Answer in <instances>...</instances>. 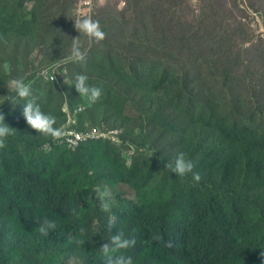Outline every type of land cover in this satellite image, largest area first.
I'll return each instance as SVG.
<instances>
[{
    "label": "trees",
    "instance_id": "1",
    "mask_svg": "<svg viewBox=\"0 0 264 264\" xmlns=\"http://www.w3.org/2000/svg\"><path fill=\"white\" fill-rule=\"evenodd\" d=\"M65 1L0 0V114L16 130L0 149V264H67L69 257L103 264L100 247L117 231L136 238L135 246L122 253L133 264H264V121L251 111L242 117L246 98L234 88L235 67L221 74L227 95L237 97L219 101L192 83L168 54L159 55L158 62L135 63L134 49L142 42L122 43L125 21L118 20L116 29L98 13L93 19L106 38L88 51L86 64L67 61L68 83L44 80L29 71L30 54L43 46L48 64L69 59L74 22ZM17 54L22 57L15 67L19 76L6 68ZM77 73L102 89L95 104L69 86ZM243 76L249 79V71ZM9 78L31 86L41 110L55 117L56 128L66 121L65 97L70 108L84 107L82 129L126 127L120 135L124 143L126 135L135 145L158 140L146 132L152 125L161 140L175 143L194 162L193 172L180 177L165 168L170 160L142 150L129 162L122 146L105 139L75 151L44 149L52 137L27 125L24 101H6L13 94L6 86ZM121 183L138 199L117 190L110 210L102 211L97 188ZM44 217L56 223L47 237L35 222ZM69 234L75 239L69 241Z\"/></svg>",
    "mask_w": 264,
    "mask_h": 264
},
{
    "label": "rangeland",
    "instance_id": "2",
    "mask_svg": "<svg viewBox=\"0 0 264 264\" xmlns=\"http://www.w3.org/2000/svg\"><path fill=\"white\" fill-rule=\"evenodd\" d=\"M65 2L73 8L72 20L79 19L88 13L89 9L92 17L99 13L104 16L110 27L116 29L119 26H115V23L120 19L124 20L126 24L122 26L121 42L127 44L130 39L142 42L134 49L135 63L158 62L159 55L168 54L172 64L175 62L184 67L192 83L198 84L202 92L212 94L219 101L237 97V95H227L229 89L224 87L221 74L225 68L234 66L237 75L234 88L246 98V115L242 117H247L251 111L256 113L255 118L264 121V0H67ZM85 2L90 3L85 5ZM78 36L79 33L73 28L72 39ZM81 41L84 47H87L83 35ZM95 46L98 48L97 44H94L91 49ZM8 53L9 50L4 51L3 57ZM30 56L34 59V63L30 61L29 71L37 72L39 78L46 80L44 72H52L55 68L57 80L54 82L59 85L62 82H69L66 63L70 59L48 64L50 56L48 49L43 46L41 49L32 50ZM21 61L22 57L17 54L14 62H9L6 68L19 76L20 72L16 71L15 67L19 66ZM247 70L250 78L245 80L243 75ZM213 72L216 76H213ZM10 80L12 79L9 78ZM2 81L1 78L0 82ZM64 106L72 109L68 103ZM256 106L260 108L258 112ZM111 130H120V135H123L126 134L127 128L116 127ZM157 131L148 124L146 132L158 140L151 139V142L145 146L142 143L133 144L129 135H126L128 139L126 143L121 137L119 143H112L122 146L129 162L130 157L132 158L138 150L148 152L151 158H156L155 154L159 153L164 159L172 161L178 152V146L161 140ZM99 140L103 139L95 141ZM162 174L163 171L159 168V175ZM106 188L111 191L113 197L117 190H121L126 196L138 199L130 186L124 183Z\"/></svg>",
    "mask_w": 264,
    "mask_h": 264
},
{
    "label": "clouds",
    "instance_id": "3",
    "mask_svg": "<svg viewBox=\"0 0 264 264\" xmlns=\"http://www.w3.org/2000/svg\"><path fill=\"white\" fill-rule=\"evenodd\" d=\"M73 21L74 28L79 33V36L71 39L72 43L69 59L73 63L84 65L87 61L88 51L91 50L94 44H100L103 40H105L106 33L102 30L99 21L93 19L90 9L88 13ZM81 35L86 38L87 47H84V44L81 41ZM0 39H2V37H0ZM88 79L87 75L77 73L74 77V82L69 86H74L80 97H86L90 104H95L102 96V89L96 86H90ZM6 86L9 93H13L12 95L6 96V101L11 102L13 105L19 104V101H24L22 105V116L27 125L40 134L51 136L52 139L61 140L64 138L65 133L63 129H60L62 126L60 128L54 127L56 123L55 117L50 114H46L41 110L40 105L37 103V97L33 95L29 84H26L22 79H12ZM65 101L67 103L66 97ZM79 128H81L80 123ZM86 128H89V126H86ZM15 131V129L4 123V116L0 114V149L6 147L7 137ZM131 160L132 158L130 157V162ZM194 166V162L191 159H186L183 152H178L172 161L166 163L165 168L169 169L172 173L183 177L188 173L193 172ZM200 179L201 177L198 172L193 173V180L198 182ZM97 198L100 201L101 210L105 212L109 211L111 205L114 203V197L112 196L111 191L106 187L103 190L97 188ZM115 221L116 217L114 215L109 218V230H111ZM35 222L38 225L37 231L45 237L49 235L50 230H54L56 228L55 221L49 220L47 217L38 219ZM80 232L83 233L84 229L81 228ZM133 232H135V229H133ZM68 239L69 241H72L75 237L69 234ZM109 239L110 244H104L100 247L103 264H133L132 257L125 256L122 253L135 246V236L126 237L123 231H117L111 235ZM77 243H83V241H77ZM168 246L171 247V244L169 243ZM261 255H264V253H261ZM67 264H81V262L76 257H69Z\"/></svg>",
    "mask_w": 264,
    "mask_h": 264
},
{
    "label": "built area",
    "instance_id": "4",
    "mask_svg": "<svg viewBox=\"0 0 264 264\" xmlns=\"http://www.w3.org/2000/svg\"><path fill=\"white\" fill-rule=\"evenodd\" d=\"M89 3L90 2H85V5ZM44 76L46 80L51 82L57 80L55 68H53L52 72H44ZM63 111L67 116L66 122L60 128L63 129L65 133L64 138L61 140L52 139L50 143L44 144V149L48 150L52 146H60L74 151L83 143L95 141L97 139L111 140L114 143L120 142V130H106L97 127L79 128V115L84 112V107L77 106L74 109H69L67 106H64Z\"/></svg>",
    "mask_w": 264,
    "mask_h": 264
}]
</instances>
